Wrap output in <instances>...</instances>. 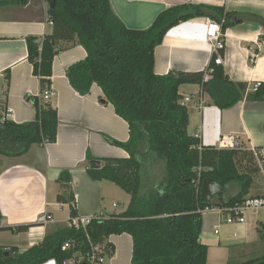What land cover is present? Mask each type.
<instances>
[{
  "label": "trees",
  "instance_id": "1",
  "mask_svg": "<svg viewBox=\"0 0 264 264\" xmlns=\"http://www.w3.org/2000/svg\"><path fill=\"white\" fill-rule=\"evenodd\" d=\"M29 1L0 0V7H23ZM45 1L52 32L40 43L32 37L26 39L27 60L39 78L40 93L50 88L52 61L63 49L60 43L83 47L85 60L66 70L69 85L85 96L96 84L104 103L113 106L129 130L126 143L111 141L129 154L128 159H103L97 168L95 161L87 157L85 171L92 181L114 184L130 200L120 215L94 219L85 229L59 227L22 253L0 247V264H45L50 260L64 264L76 251L86 253L97 245L104 247L109 259L113 248L107 239L121 234L132 239L131 264H206L207 246L200 240L201 212L242 203L250 197L253 175L259 170L254 166L253 154L243 146L240 150L203 147L198 137L188 135V110L180 102L178 88L199 85L213 105L227 109L243 100L264 102V82L247 92V84L230 81L222 67L213 62L208 81H204L202 72L178 73L177 78L159 76L154 73V50L167 31L194 18L224 19V32L229 14L223 8L183 4L162 11L149 28L136 31L124 26L109 0ZM31 102L36 112L33 122L15 124L0 114V157L18 158L33 145L55 142L56 110L39 97H32ZM161 165L162 170L154 176L153 171ZM205 180H213L222 189L234 184L237 192L228 199L220 192L206 202L200 195ZM58 182L65 184L66 195H58L57 202L70 203V217H74L69 173L61 172ZM29 228L19 226L14 230L25 232ZM67 241L74 242L75 248L62 251ZM227 264H264V256L241 263L230 260Z\"/></svg>",
  "mask_w": 264,
  "mask_h": 264
},
{
  "label": "crops",
  "instance_id": "2",
  "mask_svg": "<svg viewBox=\"0 0 264 264\" xmlns=\"http://www.w3.org/2000/svg\"><path fill=\"white\" fill-rule=\"evenodd\" d=\"M109 2L124 26L136 31L146 30L159 13L174 6L223 8L229 14V25L223 32L225 49L221 52L220 67L230 81L247 84V92H253V85L264 82V0ZM48 7L45 0H30L23 7H0V114L15 124L30 123L36 117L31 98L41 93L39 78L27 60L26 39L32 37L40 43L52 32ZM203 20L194 18L167 31L161 45L154 50L156 75L203 72L211 64ZM60 47L63 49L54 56L51 65L50 88L54 96L45 102L57 112L55 142L33 145L18 158L0 157V247H12L19 253L38 245L59 227H67L70 203L57 202L58 195H66L65 184L58 182L61 172L69 173L78 217L117 216L126 210L130 200L114 184L92 181L85 171L87 157L95 162L129 158L123 148L111 143L127 142L128 125L116 115L111 104L104 103V95L96 84L91 85L85 96L71 88L66 70L85 60L87 53L76 44L60 43ZM178 94L181 101L189 98L184 104L189 115L187 133L198 137L201 146L217 148L221 138L232 136L249 152L251 148L264 150V102L243 100L230 108L219 109L199 85H181ZM236 192L237 187H231L227 195L223 193V198L228 199ZM249 196L262 197L264 192ZM43 214L51 221L38 225L37 219ZM260 216L248 213L244 225H227L223 222L224 215L217 211H202L200 240L207 246L206 264H227L230 260L241 263L263 257L264 220ZM19 226L30 228L16 232L14 229ZM217 229L219 233L215 234ZM107 242L113 254L105 264H131L129 235H112ZM45 264L56 263L50 260Z\"/></svg>",
  "mask_w": 264,
  "mask_h": 264
},
{
  "label": "built area",
  "instance_id": "3",
  "mask_svg": "<svg viewBox=\"0 0 264 264\" xmlns=\"http://www.w3.org/2000/svg\"><path fill=\"white\" fill-rule=\"evenodd\" d=\"M224 19L220 22L214 21L208 17L203 20L204 26V41L209 45V50L212 56V62L215 66H220L223 64L221 52L225 49L224 33L222 32V25L224 24ZM49 24L52 23L49 21ZM204 81H208L212 78L213 69L210 64H207L206 68L203 70ZM258 84L253 85L252 91H255ZM54 96V92L51 88L45 89L40 94V99L43 102L51 100ZM189 101V98L182 99L181 104L184 105ZM218 149L226 150H240L242 149L241 142L232 136L223 137L217 143ZM250 152L253 154L257 165L259 173L264 181V150H258L251 148ZM114 207L116 205H113ZM214 210L218 213L224 215L223 222L227 225H244L246 223V214L251 213L255 215L264 214V196L262 197H248L242 203L237 204L231 208L220 209V208H206L205 210ZM204 211V210H203ZM102 216H95L89 218H81L78 216L70 217L67 222V227L70 229H85L88 224L94 219H101ZM51 221L50 217L46 214L39 216L37 219L38 225L47 224ZM218 234V229L214 232ZM75 248V244L72 241H67L63 243L61 250L67 251ZM54 261V260H52ZM105 249L103 246H91L90 250L86 253L75 252L74 255L64 262V264H105Z\"/></svg>",
  "mask_w": 264,
  "mask_h": 264
},
{
  "label": "water",
  "instance_id": "4",
  "mask_svg": "<svg viewBox=\"0 0 264 264\" xmlns=\"http://www.w3.org/2000/svg\"><path fill=\"white\" fill-rule=\"evenodd\" d=\"M52 6L53 4L50 5V7ZM168 75L175 78L178 77V73L175 72H170ZM94 166L98 168L100 166L99 162H94ZM221 190L222 187L220 186V184L214 182L213 180H205L202 183L200 195L206 202H210L213 199V197H215L221 192ZM263 231H264V227H263Z\"/></svg>",
  "mask_w": 264,
  "mask_h": 264
},
{
  "label": "rangeland",
  "instance_id": "5",
  "mask_svg": "<svg viewBox=\"0 0 264 264\" xmlns=\"http://www.w3.org/2000/svg\"><path fill=\"white\" fill-rule=\"evenodd\" d=\"M254 166L256 168H258V165H257V162H255ZM163 166H159L158 167V171H153L154 172V176H158V173L160 172L159 170L161 169L162 170ZM231 187H236L234 184H230V185H227L226 187H224L221 192L222 193H226V195L230 192V188ZM264 192V181L260 175L259 172H257L255 175H253V184H252V187H251V190H250V194L251 195H256V194H260V193H263ZM260 220L263 221L264 220V214H262V216H260Z\"/></svg>",
  "mask_w": 264,
  "mask_h": 264
}]
</instances>
